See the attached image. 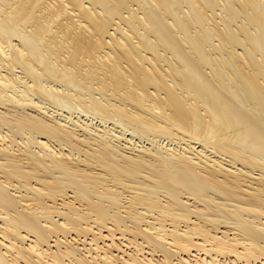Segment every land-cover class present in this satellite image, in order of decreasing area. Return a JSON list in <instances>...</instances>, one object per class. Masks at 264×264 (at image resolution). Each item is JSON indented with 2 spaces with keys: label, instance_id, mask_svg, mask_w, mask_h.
Listing matches in <instances>:
<instances>
[{
  "label": "bare ground",
  "instance_id": "6f19581e",
  "mask_svg": "<svg viewBox=\"0 0 264 264\" xmlns=\"http://www.w3.org/2000/svg\"><path fill=\"white\" fill-rule=\"evenodd\" d=\"M263 47L264 0H0V264H264Z\"/></svg>",
  "mask_w": 264,
  "mask_h": 264
},
{
  "label": "rangeland",
  "instance_id": "374dc122",
  "mask_svg": "<svg viewBox=\"0 0 264 264\" xmlns=\"http://www.w3.org/2000/svg\"><path fill=\"white\" fill-rule=\"evenodd\" d=\"M219 2H220V0H218ZM87 4V2H84V4ZM215 6H217V7H215V9H214V11H217L216 13H217V15H223L224 14V12L222 11V8H221V6H220V4L218 3V4H216ZM219 7V8H218ZM98 7H95V9H97ZM221 8V9H220ZM220 9V13L218 12V10ZM98 10H99V8H98ZM221 12H223V13H221ZM239 18V19H238ZM240 20H241V18L240 17H237L236 19H235V21H234V23H236V24H239L240 23ZM238 21V22H237ZM234 23L231 25L232 26V28H236V24L234 25ZM20 24V25H19ZM19 25V26H18ZM25 25L27 26V28L26 29H28L30 26H29V22H27V24L26 23H24V28H25ZM239 26V25H238ZM254 26V27H253ZM20 27H22V29L23 30H25V31H23V30H21V28ZM256 28L255 27V25H252L251 26V28ZM18 28H19V31L21 32V31H23V32H26V29H24L23 28V26H22V23L21 22H19L18 24H17V32H18ZM250 28V30H251V32H255L254 30H257V29H251ZM239 30V27H237L235 30ZM22 33V32H21ZM115 35H118V34H115ZM106 40H108V37H106L105 38ZM109 40H110V38H109ZM13 41H16V40H13ZM41 46H43V45H40V47ZM237 46H239V45H237ZM239 47H241V46H239ZM43 48H44V46H43ZM43 48H42V50H43ZM264 48V47H263ZM239 50V49H238ZM261 50V49H260ZM263 51H264V49H263ZM262 51H259L258 53H261ZM257 53V51H256V53H255V56L257 57L258 55H260V54H258ZM53 54V53H52ZM51 55V54H50ZM54 55V54H53ZM262 55H264V53H262ZM261 56V55H260ZM260 56H258L259 57V59H260ZM50 57H55V56H50ZM257 57V58H258ZM56 58V57H55ZM55 58H53V59H55ZM262 59L261 60H264V58H263V56L261 57ZM42 61V60H41ZM42 63V62H41ZM43 64V63H42ZM43 65H45V63L43 64ZM40 66V65H39ZM42 66V65H41ZM82 86H80L79 87V90H78V94H80V96H81V98L85 101V103H87V102H91V101H93V99L95 100V97H99V95L96 93V91L95 90H93L92 88H93V86L91 87V85H89V86H83V88H81ZM87 87H89L88 89H90L89 91H88V89H87ZM95 91V92H94ZM84 93V94H83ZM89 93V94H88ZM83 95H87V97L86 96H83ZM90 95H92V96H90ZM83 96V97H82ZM90 97H91V99H90ZM87 98H89V101L88 100H86ZM93 98V99H92ZM94 110V109H93ZM96 110V109H95ZM97 112H99V110H96ZM104 113H107L108 115H111V113H109L108 111L107 112H104ZM106 114V115H107ZM105 115V114H104ZM112 116V115H111ZM111 116L109 117V118H111ZM113 117V116H112ZM158 143H156V145H157Z\"/></svg>",
  "mask_w": 264,
  "mask_h": 264
}]
</instances>
